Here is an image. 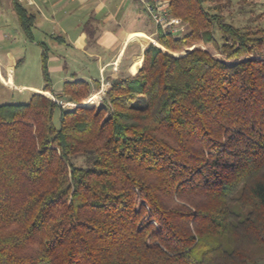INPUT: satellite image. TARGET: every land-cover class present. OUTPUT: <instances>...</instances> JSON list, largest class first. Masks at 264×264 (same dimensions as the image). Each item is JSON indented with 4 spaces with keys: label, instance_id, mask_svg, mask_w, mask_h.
Returning <instances> with one entry per match:
<instances>
[{
    "label": "trees",
    "instance_id": "obj_1",
    "mask_svg": "<svg viewBox=\"0 0 264 264\" xmlns=\"http://www.w3.org/2000/svg\"><path fill=\"white\" fill-rule=\"evenodd\" d=\"M166 1L186 30L134 75L55 94L43 48L42 91L0 103V264H264V25Z\"/></svg>",
    "mask_w": 264,
    "mask_h": 264
},
{
    "label": "crops",
    "instance_id": "obj_2",
    "mask_svg": "<svg viewBox=\"0 0 264 264\" xmlns=\"http://www.w3.org/2000/svg\"><path fill=\"white\" fill-rule=\"evenodd\" d=\"M14 1L33 15L31 40L20 26ZM68 1L0 0V103H25L33 93L42 91L43 78L38 76L35 59L41 72L43 48L50 74L60 73L62 82L72 78L88 80L91 95L95 96L94 80L103 89L107 77L127 73V69L122 70L125 58L128 65L139 67L144 48L157 44L159 28L137 0ZM135 34L143 35V39L133 38ZM71 55L88 59L87 68L93 66V70L88 69V74L82 72L87 68L68 71ZM102 58L112 60L105 80L90 74L95 66L101 73ZM52 89L55 94L61 92V88Z\"/></svg>",
    "mask_w": 264,
    "mask_h": 264
},
{
    "label": "rangeland",
    "instance_id": "obj_3",
    "mask_svg": "<svg viewBox=\"0 0 264 264\" xmlns=\"http://www.w3.org/2000/svg\"><path fill=\"white\" fill-rule=\"evenodd\" d=\"M42 1V0H38ZM68 1V0H65ZM69 2V1H68ZM70 3V2H69ZM223 12L226 16V19L233 23L234 25H257L261 24L264 25V0H232V4L228 7H225L223 9ZM133 38L136 39H143V35L141 34H135L132 36ZM80 58V57H79ZM78 57H73L71 55V60L68 62L69 63V68L67 67L68 71H72L73 69L76 70H85L90 65V61L86 58L79 59ZM78 59V60H77ZM78 62H77V61ZM88 60V61H87ZM36 61V69L38 71V76L42 80V72H40V69L38 67V59H35ZM128 58H125L122 63V70L125 68L127 69V73H125L123 76H131L134 75L135 71L137 70L138 67H133L128 65ZM84 64V65H82ZM101 73L98 71L97 67L95 66V71H93L91 76L99 78V79H104V77L111 71L112 69V60L108 58H102L101 59ZM140 66V65H139ZM88 69L89 72L93 70V66L91 68H87L85 74H88ZM130 72V73H129ZM129 73V74H128ZM49 76L51 79L52 86L54 88H62V78L61 74L54 72L50 74ZM105 80V79H104ZM105 86L103 87L104 90ZM96 94V91L94 92ZM63 100V99H62ZM18 102V101H17ZM62 110H68L73 108V103L72 102H67L66 104H63ZM59 114H60V108H56L53 113V123L57 126L59 123ZM77 164L81 163L80 159H77L75 161Z\"/></svg>",
    "mask_w": 264,
    "mask_h": 264
},
{
    "label": "built area",
    "instance_id": "obj_4",
    "mask_svg": "<svg viewBox=\"0 0 264 264\" xmlns=\"http://www.w3.org/2000/svg\"><path fill=\"white\" fill-rule=\"evenodd\" d=\"M142 9L147 13L151 21L165 34L172 36L180 35L186 30L185 24L169 13L166 0H137ZM60 105L67 102L59 99Z\"/></svg>",
    "mask_w": 264,
    "mask_h": 264
}]
</instances>
